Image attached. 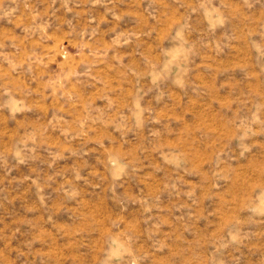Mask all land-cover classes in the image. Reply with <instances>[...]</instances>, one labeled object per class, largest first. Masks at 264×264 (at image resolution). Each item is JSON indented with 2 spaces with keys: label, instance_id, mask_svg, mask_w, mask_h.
Returning a JSON list of instances; mask_svg holds the SVG:
<instances>
[{
  "label": "rangeland",
  "instance_id": "374dc122",
  "mask_svg": "<svg viewBox=\"0 0 264 264\" xmlns=\"http://www.w3.org/2000/svg\"><path fill=\"white\" fill-rule=\"evenodd\" d=\"M0 264H264V0H0Z\"/></svg>",
  "mask_w": 264,
  "mask_h": 264
}]
</instances>
